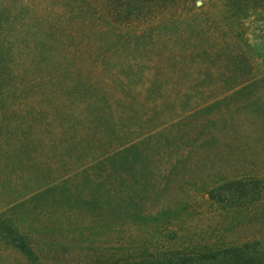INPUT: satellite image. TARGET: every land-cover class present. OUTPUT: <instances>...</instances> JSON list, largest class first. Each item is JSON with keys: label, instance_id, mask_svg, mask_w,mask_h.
I'll return each instance as SVG.
<instances>
[{"label": "rangeland", "instance_id": "rangeland-1", "mask_svg": "<svg viewBox=\"0 0 264 264\" xmlns=\"http://www.w3.org/2000/svg\"><path fill=\"white\" fill-rule=\"evenodd\" d=\"M245 1L240 25H232L247 58L241 62L240 92L220 93L232 78L213 76L194 87L196 78L179 74L191 89L169 93L170 100L178 97L177 105L168 103L158 116L147 115L148 128L202 100L223 98L208 113V122L202 113L192 118L201 120L199 127L188 133L174 129L170 144L160 140L146 150L119 151L91 177L73 171L102 147L81 140V146L68 148L63 124L48 110L62 104L64 95L24 97L23 85H17L20 91L9 99L0 86V213L26 237L37 259L0 241V264H141L185 257L197 264H264V0L254 6ZM195 5L202 9L193 10L192 17L217 19L223 0H196ZM39 68L24 69L22 78ZM13 115L23 124L15 125ZM126 128L120 135L147 129L133 121ZM23 135L39 144L31 149L33 164L23 169L26 175L20 165H4L13 152L7 142ZM233 182L237 185L221 190Z\"/></svg>", "mask_w": 264, "mask_h": 264}, {"label": "trees", "instance_id": "trees-1", "mask_svg": "<svg viewBox=\"0 0 264 264\" xmlns=\"http://www.w3.org/2000/svg\"><path fill=\"white\" fill-rule=\"evenodd\" d=\"M3 1L1 95L10 99L22 85L24 97L42 100L64 95L62 104L48 110L53 119L63 124L68 148L79 147L84 140L85 144L101 146L103 150L88 155V161L73 171L83 178L91 177L119 151L132 147L146 150L151 142L160 140L170 144L174 129L180 127L188 133L199 127L201 120L192 122L199 114L204 113L202 121L208 122V113L223 98L202 100L197 106L187 107L179 118L148 128L147 115L158 116L168 103L172 108L177 105L178 97L170 100L169 93L177 95L181 87L191 89L179 81V74L196 78L194 87L199 82L204 85L213 76L222 80L232 78L233 83L223 82L224 90L220 93L225 96L241 90L238 77L241 62H247V58L240 33L232 25H240L241 13L247 9L245 0H223L217 19L206 14L192 17L193 10H201L203 5L196 7V0ZM251 2L253 6L256 4L255 0ZM34 66H40L39 70L32 77L22 78V71ZM13 117L15 125L23 124L21 117ZM132 121L146 125L147 129L136 135H120ZM35 142L26 135L7 142L13 152L6 156V168L20 165L21 173L26 175L23 169L31 167V152L39 146ZM107 181L110 180H105V186L113 193L112 184ZM235 185L233 182L220 188ZM0 241L27 259L37 260L26 237L13 229L10 218L3 213H0ZM141 264L197 262L185 257Z\"/></svg>", "mask_w": 264, "mask_h": 264}]
</instances>
